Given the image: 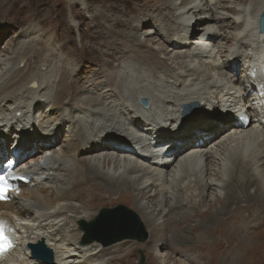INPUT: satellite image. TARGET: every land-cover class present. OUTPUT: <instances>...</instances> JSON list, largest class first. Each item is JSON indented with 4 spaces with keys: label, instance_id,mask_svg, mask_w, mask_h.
<instances>
[{
    "label": "bare ground",
    "instance_id": "1",
    "mask_svg": "<svg viewBox=\"0 0 264 264\" xmlns=\"http://www.w3.org/2000/svg\"><path fill=\"white\" fill-rule=\"evenodd\" d=\"M91 1L65 0L92 8V26L110 36L97 43L112 57L104 85H96L101 71L72 81L78 64L37 22L23 23L0 50V164L17 160L30 177L0 203L17 238L1 264H45L29 258L27 246L37 241L51 250V264H102L104 247L79 242V224L93 214L71 204L92 185L132 197L154 228L148 245L156 264L171 258L158 249L171 252L202 224L217 225L206 231L223 237L222 264H264L261 244L252 241L264 220V0H152L136 4L134 16L119 9L124 0ZM5 4L0 19L10 24L12 3ZM184 105L200 108L201 120L185 126ZM193 218L205 222L192 225ZM209 243L181 246L174 264H214Z\"/></svg>",
    "mask_w": 264,
    "mask_h": 264
},
{
    "label": "rangeland",
    "instance_id": "2",
    "mask_svg": "<svg viewBox=\"0 0 264 264\" xmlns=\"http://www.w3.org/2000/svg\"><path fill=\"white\" fill-rule=\"evenodd\" d=\"M79 1H81V2L83 1L86 5H90L93 2L91 0H79ZM0 2L4 3V5L2 4V6L0 4V7H6L5 3H7V4H9V2H10V4L12 3L11 4V10L7 13V15H9V18H7V22H10V24L9 23H3V22H1L2 19H0V50H3L4 48L10 46V44H11L10 42L12 41V39H15V37L17 36V34L20 31L19 27H22L23 23H24L23 29H25L27 27L25 25L26 22H28V21L30 23L37 22L38 25H40L39 28L41 29V33L43 34V32H44L48 36L54 37L55 42H57L69 56L72 55V57L71 56L70 57H71V60L74 61V64L75 63L78 64V69L76 71L77 75L75 76V74H74V77L72 78V81L74 80L76 84H82V83L86 82L87 80H89L90 78H93L92 76L96 74V71H101L99 73V75L102 78H104L102 71L103 70L106 71L107 67L110 68L113 66L110 63V60H107L108 58L110 59L111 55H109L108 53L104 54L105 49L98 46V44H100V43H101V45H103L102 42L104 40H106L107 38L108 39L106 41L110 40L109 39L110 36L107 35L108 36L107 37L106 34L100 36L101 33L97 32L94 29V26H92L94 23H93V21H91V19L88 18V16L90 14L93 15L92 13H89L92 11V8L85 7L84 5H81L80 3L74 4V6L69 7L67 5V3L65 2V0H39V1L38 0H10V1L9 0H2V1L0 0ZM144 2H148L149 4H151L152 0H141L140 2L138 0H124V2H122V3L125 7H120L119 9H121V10L123 9L124 13L127 16H134V11H135L134 9L135 8H137L136 14L139 13L138 12L139 7H134V6L136 4H139V3L144 4ZM14 5H16V6H14ZM69 8H70V10H69ZM89 9H91V10H89ZM47 15H48V17H47ZM10 18H12V19H10ZM73 18L75 21L69 23V20L73 19ZM155 19L152 20V22H156ZM68 30L70 32H68V34H67ZM101 30H103V28H100V31ZM89 32H92V35L94 37L91 38L92 35L90 36ZM94 38L96 40H94ZM103 38H105V39H103ZM93 41H95L96 43H94ZM100 41H102V42H100ZM82 45H84V46H82ZM154 46L157 47L156 44ZM100 49H102V50L100 51ZM141 49H142V47L138 48V51L141 52ZM34 52H35L34 55H36L37 51L35 50ZM116 57L121 59V57L117 54H116ZM35 59L37 60L36 57H35ZM111 59H112V57H111ZM105 71H104V73H106L108 70L106 72ZM235 75L237 76L238 73H235ZM77 78H79L80 80ZM106 82L107 81L104 78V79H101L100 83H97L96 85L97 86L102 85V84L104 85ZM72 83L73 82H71V85H72ZM71 85H69V87ZM85 85H87V84H85ZM85 85H83V87L80 86V88H79V89H83V92L81 93L83 96H85V94H83L84 89L86 88ZM192 114L193 115L190 116L188 119L183 120L184 122L182 121L185 126H191L193 123L201 120L200 108L196 109L195 113H192ZM26 128H29V126H26ZM28 134H32V132L27 133V135L25 136L26 138L31 137V135H28ZM59 137H60V139H62L64 137V134L63 133L60 134ZM97 186L98 185H92L91 187H93L94 189L91 188L89 190V192H85V198L82 199V201L77 200V199H73V201L78 202V203H71L77 207L83 208L84 212L89 213V214H93V216L89 220L85 221V223L88 225L91 221L95 220L99 214V209H101V208H113L117 205H123L138 215V217H139V219H140V221L144 227V230L147 233V239L143 243H139L138 241H135V240H123V241L118 242L116 244H113L111 246L104 247L103 243L98 240V236L96 235V233L94 231H90L89 235H87V237H86V232L82 231V233L80 235L79 242L83 244V241L87 238V239L92 240L91 243L95 242L96 244H99L100 247H102V248L99 247V249H103V247H104L103 250H105V251H104L103 256L98 258L99 263H102V264L106 263V261L111 259V258H115V259L118 258L115 261H113L111 264H138L139 263L138 251L142 252V254L144 255V259H145L144 264H156V262L153 261V256H152L153 251L151 250L150 245H148V241L150 240L151 233L155 232L153 230L154 228L148 227L144 224V222H142V220H141L142 218H140V215L138 214L139 210H137L135 201L132 199V197L129 195H122L120 193L108 194V192L106 193V191H103L102 189H100ZM87 187L90 188L89 185ZM92 195L95 199L93 197H91ZM100 196L101 197L105 196V197L100 198ZM83 205H85V206H83ZM88 205H92L91 206L92 208L86 207ZM200 207H201L200 209H203L202 205ZM193 209L194 208L190 207L188 210H186V213H189ZM261 214H262V212L259 213V216H262ZM246 217L247 216L245 214L243 216H239L238 218H236V224H239L241 221L246 219ZM203 219L204 218H198V219L193 218L191 221V224L196 225L195 224L196 222L197 223H199V222L203 223V222H205V219L204 220ZM203 225L204 224H202V226H198V227H204L202 229H199V228H196L195 226H193L194 228L191 230V233H189V232L184 233V236L187 238V240H186V243H184L183 245H186L188 248H194L195 247L194 245H196V243L208 244L209 240H211V241L213 240L212 243H209V245L211 247L209 246L210 250L208 249V251H210L211 256H212V254L214 255V258H215L214 264L215 263L216 264H222L221 258L223 257L224 253L226 252V247H225L224 243L220 240V239H223V237L220 234H214L213 233V235H212L211 233L206 231L207 229H210V228L203 226ZM216 226L217 225L211 227L210 230L212 231V229ZM256 233H260V234L258 236L253 237L252 241L255 240L254 242L261 244L260 254L262 256H264V220L263 219H262V223L260 225V228H258L257 231L253 232V234H256ZM211 236H213V237H211ZM192 237H196L197 239H194L192 242L188 241ZM198 238H199V240H198ZM91 243H89V244H91ZM89 244H86V245H89ZM122 244H124V246H122V248L120 250H118L119 246H121ZM235 244H236V248H237V246L241 245V242L237 241V242H235ZM183 245H181V244L178 245L175 249H172L171 252L168 251L167 249H165L166 251L164 249H161V250L158 249V251H156V252H157L158 256L161 257V259L163 258V255H164L163 253L169 252L171 254L172 259L171 258L170 259H167V258L163 259L165 261L164 264H174V260H176V259L181 260L180 256H178V257L175 256V252L178 248H180ZM211 248H212V250H211ZM217 253H218V255H217ZM219 259H220V261H219ZM248 264H261V263H259L256 260H251Z\"/></svg>",
    "mask_w": 264,
    "mask_h": 264
},
{
    "label": "water",
    "instance_id": "3",
    "mask_svg": "<svg viewBox=\"0 0 264 264\" xmlns=\"http://www.w3.org/2000/svg\"><path fill=\"white\" fill-rule=\"evenodd\" d=\"M259 31L264 34V9L259 17ZM139 103L147 107L148 102L144 98L139 99ZM198 109L195 105L183 106V117L188 119ZM80 230L86 232V237L90 231H94L98 240L103 243L104 247L111 246L123 240H135L143 243L147 239V233L138 217L132 210L123 205H117L113 208H101L95 220L88 225L84 222L79 224ZM91 239H85L83 244L91 243ZM30 251L35 259L51 264L53 261L52 252L46 245L40 241L35 245H30ZM139 263L144 264L145 259L142 252L138 251Z\"/></svg>",
    "mask_w": 264,
    "mask_h": 264
},
{
    "label": "snow or ice",
    "instance_id": "4",
    "mask_svg": "<svg viewBox=\"0 0 264 264\" xmlns=\"http://www.w3.org/2000/svg\"><path fill=\"white\" fill-rule=\"evenodd\" d=\"M5 178L0 176V200L4 199V191H5ZM9 247L8 241L4 238L3 234L0 233V252L7 250Z\"/></svg>",
    "mask_w": 264,
    "mask_h": 264
}]
</instances>
